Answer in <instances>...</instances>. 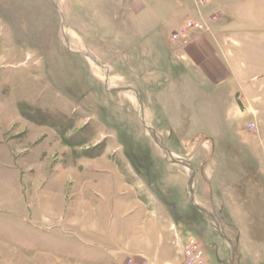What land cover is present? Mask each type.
<instances>
[{
  "label": "rangeland",
  "instance_id": "374dc122",
  "mask_svg": "<svg viewBox=\"0 0 264 264\" xmlns=\"http://www.w3.org/2000/svg\"><path fill=\"white\" fill-rule=\"evenodd\" d=\"M161 2L0 0V264L88 261V240L83 250L71 234L43 243L50 231L31 226L26 195L41 170L75 173L73 190L117 167L194 230L203 264H264V71L249 70L264 68V54L248 47L247 23L219 20L207 1L194 4L204 27ZM206 36L215 75L184 48ZM93 157L110 169L80 166ZM55 175L44 199L59 190Z\"/></svg>",
  "mask_w": 264,
  "mask_h": 264
},
{
  "label": "crops",
  "instance_id": "0c3cea01",
  "mask_svg": "<svg viewBox=\"0 0 264 264\" xmlns=\"http://www.w3.org/2000/svg\"><path fill=\"white\" fill-rule=\"evenodd\" d=\"M206 1L207 9H210L209 12L217 13L219 20L247 23L250 29L246 31L244 37L251 39L248 47L254 49L255 55L261 54V52L264 54V31H259L263 30L264 26L257 24L263 20L259 19L258 21L257 15L253 13L257 6L264 5V0L260 2H258L259 0ZM194 4L195 0H162L160 3L163 8H170L172 13L180 15V21L183 20V22L186 19L202 17L195 10ZM140 14L138 12V17ZM225 27L222 26L218 37L224 36ZM233 34L234 38L238 35L235 34V31ZM195 39L193 43L184 46L186 52L191 54H189L191 61L199 65L204 64L203 67L209 70V74H217L213 72L214 68L211 69L210 58L206 52L208 48H213V43L208 36ZM243 47H245L244 41ZM223 53L225 54L224 51ZM218 56H220V51ZM199 67L201 68V66ZM233 69L236 71L234 73L236 78L241 83L242 78L240 76L241 73L244 74L241 71L242 68L233 65ZM263 69L261 67H249L251 72L256 71L255 74L258 70H260V74H263ZM53 131L56 132L54 129ZM94 158H87L86 161H82L81 158L79 164L80 166L84 164L85 167L93 166V170L97 172H105L110 169L105 162L102 161L98 164L97 159ZM38 165L43 169L44 164ZM37 166H34V169ZM53 169L59 172L58 169L60 168ZM57 171L49 173L48 171H39L41 175L39 186H36L32 196L28 194L30 191L26 195V198L29 199L26 206L30 213L28 219L31 226L50 231L48 236L43 239V243L50 247L55 245L56 238L60 240L57 237L60 234L62 237L71 234L77 238L78 243L75 242L74 244L75 250L80 246L81 249L85 248L83 244L88 240L90 244L88 250L91 253L89 260H85V255H82L84 253H77L75 260L79 261V264H125L128 258H133L135 264H142L143 262L146 264H177L180 259L181 245L196 237L194 230L190 227H187L188 229L183 228L181 222L176 221L178 219L173 216L168 208L160 207L154 200L145 201L143 199L144 194L142 197L134 185L125 180L118 167L106 176V180L102 178V180L94 183L89 180L90 188L79 186L78 189L73 188V190H68V186L71 187L70 180L75 181V173L74 175L68 174L66 169L60 173ZM55 174H61V176ZM51 175L57 176V182H54V185H58L59 190L52 189L48 198L44 199L48 193L43 195L39 192H41V187L46 178L51 177ZM70 191H73V194ZM36 199H41V202ZM37 203L41 207L37 206ZM104 206L107 207V211L102 213L101 209ZM39 220L40 223H38ZM171 225H175V229L171 228ZM216 259L221 261L219 256H216Z\"/></svg>",
  "mask_w": 264,
  "mask_h": 264
},
{
  "label": "built area",
  "instance_id": "2783aa9c",
  "mask_svg": "<svg viewBox=\"0 0 264 264\" xmlns=\"http://www.w3.org/2000/svg\"><path fill=\"white\" fill-rule=\"evenodd\" d=\"M204 2L206 3V0H195L196 6L197 8H200L201 5L204 4ZM188 23L186 24V26H194V27H204L205 25L207 26L208 22L206 19H204L203 17L199 18V19H188L187 21ZM184 26V28L186 27ZM256 124L255 121H252L249 126L250 127H254ZM171 228L175 229V225H171ZM183 245V244H182ZM181 245V246H182ZM186 245V249H185V254L186 257H184L182 263L180 261L179 264H203L204 263V251L203 249L201 250L199 248V246H197L193 241L188 242ZM184 249V248H182ZM180 251H181V247H180ZM125 264H134L133 263V258H128L125 261ZM142 264H146L145 262H143Z\"/></svg>",
  "mask_w": 264,
  "mask_h": 264
}]
</instances>
